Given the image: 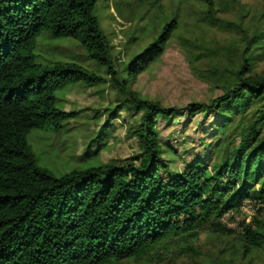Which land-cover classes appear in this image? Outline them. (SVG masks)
<instances>
[{"label": "trees", "instance_id": "1", "mask_svg": "<svg viewBox=\"0 0 264 264\" xmlns=\"http://www.w3.org/2000/svg\"><path fill=\"white\" fill-rule=\"evenodd\" d=\"M199 2L210 25L244 35L246 51L253 42L255 51L264 46V33L249 38L241 25L217 17L215 0ZM180 28L178 15L165 20L150 43L119 65L101 26L98 0H0V264L150 261L169 241L197 236L204 225L224 234L220 221L246 202L256 217L243 230L244 255L264 249V76L254 72L253 55L230 70L200 75L223 96L211 105L189 106V115L214 113L219 122L213 136L220 138L210 163L196 157L183 173L164 161L158 134L160 119L171 121L174 111L134 90ZM43 31L79 42L109 79L77 63L38 64L34 51ZM134 40L140 41L131 37L127 49ZM107 83L118 96L109 120L114 126L124 112L134 113L127 136L141 155L98 161L60 178L40 167L30 133L59 134L80 114L60 110L55 92ZM104 131L94 148L112 135V127Z\"/></svg>", "mask_w": 264, "mask_h": 264}, {"label": "rangeland", "instance_id": "2", "mask_svg": "<svg viewBox=\"0 0 264 264\" xmlns=\"http://www.w3.org/2000/svg\"><path fill=\"white\" fill-rule=\"evenodd\" d=\"M229 1L231 7H226ZM215 2L217 17L241 25L249 38L255 33H264V0ZM176 15L180 18V30L164 55L141 73L134 90L142 99L174 111L171 121L160 119L158 134L165 150L164 161L174 171L183 173L196 157L209 158L210 163L215 143L220 138V135L213 136L219 122L214 113L189 115V106L211 105L223 96L217 85L200 75H209L216 68L230 70L241 63L242 57L252 54L254 72L264 76V46L255 51L257 45L253 42L246 51L244 35L210 25L199 0H98L101 26L114 47L113 56L119 65L150 43L165 20ZM131 37L140 41L134 40L127 49ZM34 55L36 62L43 66L55 62L77 63L109 79L104 69L97 68L87 58L80 43L71 38L55 39L43 31L37 38ZM55 96L60 110L80 114L59 134L39 129L30 133L28 143L40 167L60 178L98 161L109 164L137 160L141 155L136 140L127 136L129 127L136 121L134 113L124 112L114 126L109 120V111L117 104L118 96L108 83L91 89L82 85L68 86L57 90ZM110 127L112 135L104 146L94 148L95 143L105 137L104 130ZM90 151L99 155L85 158ZM255 217V209L246 202L239 212H232L220 221L225 227L224 234L212 225H204L197 236L169 241L150 261L121 264H264V249L245 256L242 246L244 227L253 224ZM229 231L231 233H227Z\"/></svg>", "mask_w": 264, "mask_h": 264}]
</instances>
